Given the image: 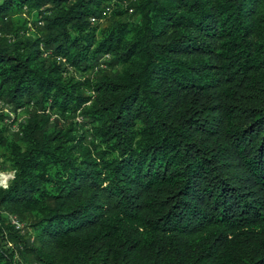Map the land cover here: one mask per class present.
<instances>
[{"label":"trees","instance_id":"trees-1","mask_svg":"<svg viewBox=\"0 0 264 264\" xmlns=\"http://www.w3.org/2000/svg\"><path fill=\"white\" fill-rule=\"evenodd\" d=\"M0 102V264H264V0H0Z\"/></svg>","mask_w":264,"mask_h":264},{"label":"rangeland","instance_id":"rangeland-1","mask_svg":"<svg viewBox=\"0 0 264 264\" xmlns=\"http://www.w3.org/2000/svg\"><path fill=\"white\" fill-rule=\"evenodd\" d=\"M100 23L102 25H105L106 24L105 19H101ZM77 76L79 78L82 77V75H80L79 73H77ZM28 117H29V114L25 110L13 111L12 109H10L9 106L3 103H1L0 105V127H4L6 129V134L13 136L15 134L20 133L21 125L24 124L28 120ZM11 177H13V171L10 170L9 164L5 160H3V158H1L0 159V186L6 187L8 184V180ZM0 213L3 215V217H6V221H11V218L13 215L9 214L5 210H2ZM23 231L21 233L28 231V233L24 234V236L26 237L28 242H31L33 238L31 230L25 229V231L24 232ZM17 260L19 262L16 264H37L35 262L29 261L26 256L24 257L21 255H18Z\"/></svg>","mask_w":264,"mask_h":264},{"label":"built area","instance_id":"built-area-1","mask_svg":"<svg viewBox=\"0 0 264 264\" xmlns=\"http://www.w3.org/2000/svg\"><path fill=\"white\" fill-rule=\"evenodd\" d=\"M109 11H110V7L109 6L105 7L103 11V15L107 14ZM129 11H131V8H129ZM91 21H95V18L92 17ZM0 105H1V102H0ZM11 223L14 224L16 228H22V223H20L19 220L15 216H12Z\"/></svg>","mask_w":264,"mask_h":264}]
</instances>
